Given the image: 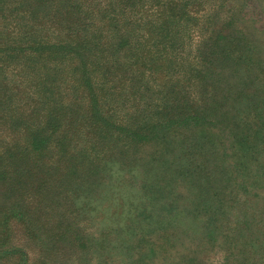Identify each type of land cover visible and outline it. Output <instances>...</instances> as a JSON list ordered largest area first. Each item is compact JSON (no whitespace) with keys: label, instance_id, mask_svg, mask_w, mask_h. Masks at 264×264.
I'll use <instances>...</instances> for the list:
<instances>
[{"label":"rangeland","instance_id":"rangeland-1","mask_svg":"<svg viewBox=\"0 0 264 264\" xmlns=\"http://www.w3.org/2000/svg\"><path fill=\"white\" fill-rule=\"evenodd\" d=\"M69 1L0 0V213L30 212L44 195L48 156L41 151L32 159L38 153L28 147L50 132L45 116L64 85L70 82L75 90L93 78L105 131L96 147L100 171L87 178L94 185L85 189L100 228L80 223L92 233L89 243L98 259L91 260L109 264L102 256L106 238L111 264H189L195 248L213 236L229 252L251 245L264 255V0H197L196 21L230 23L227 39L214 46L206 33L202 40L193 19L175 25L168 58L156 54L157 80L145 78L133 90H121L122 71L108 68L110 59L94 55L88 63L89 55H80L54 30L51 20ZM76 1L92 14L85 33L96 39L100 53L110 47L113 16L124 13L123 2L131 14L149 0ZM133 20L130 15L119 22L132 37ZM150 67L142 68L146 77ZM185 79L195 85L193 100L203 104L174 122L160 119L164 111L153 106L183 98ZM27 162L37 165L38 174L24 171ZM53 193L57 197V182ZM20 229L16 237L13 232L8 240L0 238V264H40L41 246L44 252L51 247Z\"/></svg>","mask_w":264,"mask_h":264},{"label":"trees","instance_id":"trees-1","mask_svg":"<svg viewBox=\"0 0 264 264\" xmlns=\"http://www.w3.org/2000/svg\"><path fill=\"white\" fill-rule=\"evenodd\" d=\"M123 3L124 13L120 18L117 14L113 16L116 28L109 41L110 47L100 53H96V39L85 33L88 20L92 14L85 12L81 3L70 0L68 7L56 12L51 20L54 30L59 29L64 35L59 34L63 41L66 40L75 44L80 55H89L88 63L91 61L90 57L94 55L101 56V59L105 61L110 59L112 62H106L108 68L122 71L121 77L118 78L121 90H124L125 87L131 88V90L138 89L136 84L145 78L148 79L147 83L157 80L153 70L159 59L156 58V54L163 59L168 58L170 29L175 25L193 19V25L200 28L198 31L200 38L206 40L205 37L208 36L206 33H210V40L214 46L227 39L228 28L226 25H231L230 23L224 24V26H219L218 23L211 24L217 21L215 19L207 21L203 25L197 22L198 16H193L200 9L197 8L199 5L197 0H149L141 6H135L131 10V14L127 13L128 1ZM243 4L247 5V0ZM107 6L110 9L113 4ZM130 15L134 18L132 24L135 26L133 37L128 36L123 29L124 26L119 23ZM245 19L244 26L248 28L250 20L247 17ZM205 28L207 31H202ZM155 33H157L156 36ZM97 41L101 45V40ZM113 41L115 44L112 47ZM154 50L156 53H153ZM150 64L152 72L146 77V71H143L142 68L150 67ZM151 67L147 69L150 71ZM86 74L87 72L84 71L83 77ZM194 89L195 85L191 84L189 79H185L183 98L171 99L163 106L154 105L153 107L157 111L160 108L164 111L160 119L174 122L179 116L186 115L189 107L201 106L203 104L202 99L195 102L191 96ZM57 96V106L50 103L48 114L44 120L50 132L43 140H35L28 147L34 153L46 152L48 156L46 172L49 187L45 192L46 194H41L35 199L32 211H21L8 217L0 213V238L4 235L8 240L10 236H13V232H15L16 237L20 227V231L30 239L35 241L42 238L47 240L51 246L46 252L41 246L38 259L40 264H73L72 261L74 264H98L91 260L98 259L92 252V245L89 243L92 233L87 228L86 230L80 228V223L83 220L89 223L93 222L94 227L100 228L92 214V194L85 190L94 185V183L88 182L87 178L100 171V168L95 165V159L100 157L96 147H98L102 132L105 131L102 128L105 120H102L100 113L103 106L100 104L98 85L95 84L93 78H87L84 83L78 84L74 90L71 83L68 82L64 85V89L57 93ZM139 108L140 104H137L135 109L138 110ZM56 135L57 139H55ZM21 152H25V149H22ZM39 157L40 153L32 159ZM24 171L35 175L38 174V167L34 163L28 164L24 167ZM56 177L57 179L54 180ZM56 182L57 197L53 193ZM100 188L103 189L102 185ZM13 218L17 222L14 224V220L10 224ZM184 226L191 228L192 224L186 222ZM45 227L47 229L43 230ZM77 229L81 230L82 233H77ZM111 229L109 228L107 232H110ZM108 239L106 238L103 242V250L105 251L102 256L106 260L108 257V263L111 264L110 240ZM205 242L199 248H195L198 253L194 254L192 260H188L189 264H209L201 262V260L206 259L211 260L212 264H264V255H258L254 252L251 245L249 248L244 246L243 252L238 251L239 249L229 252L224 243L218 241L215 236L206 238ZM79 249L81 250L78 254ZM218 249H222L220 254L217 253ZM112 251L114 250L112 249ZM75 254L74 260H71ZM3 263L7 264L8 261ZM147 264L152 263L148 262ZM161 264L174 263L168 260Z\"/></svg>","mask_w":264,"mask_h":264}]
</instances>
